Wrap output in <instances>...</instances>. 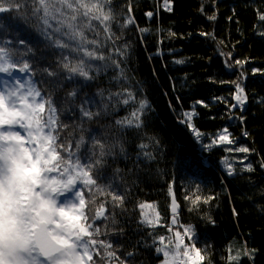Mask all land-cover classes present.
<instances>
[{
    "label": "trees",
    "instance_id": "trees-1",
    "mask_svg": "<svg viewBox=\"0 0 264 264\" xmlns=\"http://www.w3.org/2000/svg\"><path fill=\"white\" fill-rule=\"evenodd\" d=\"M20 3L26 5L20 11L0 14V42L11 40L16 60L31 65L30 78L52 97L73 143L80 135L94 136L110 149L97 184L123 195L124 203L113 207L111 195L95 194L90 214L101 204L108 210V219L96 221L98 239L110 243V251L126 264H160L162 257L153 250L156 238L191 225L196 246L207 257L204 264H229V255L237 252L239 264H264V21L259 19L264 0H170V11L164 0H110L106 10L112 13L113 38L94 21L96 29L87 35L100 41L92 47L105 59L89 62L87 80L62 67L65 57L75 63L79 54L52 46L32 14L31 0ZM20 39L25 44L17 43ZM14 77L27 79V74L16 71ZM236 84L247 96L243 107L235 99ZM72 91L76 97L68 95ZM128 92L135 100L125 105ZM85 100L99 116L81 118L77 109ZM141 100L148 106L140 127L116 123ZM187 112L195 113L190 122ZM225 128L235 143L212 146V137ZM240 146L252 151L227 150ZM225 160L233 175L227 174ZM249 164L253 171L246 170ZM173 195L181 207L176 225L171 223ZM197 195L202 200L193 205ZM209 196L215 198L203 203ZM142 203L153 205L161 226L140 222ZM245 249L251 255H244ZM94 259L120 264L115 258Z\"/></svg>",
    "mask_w": 264,
    "mask_h": 264
},
{
    "label": "snow or ice",
    "instance_id": "snow-or-ice-1",
    "mask_svg": "<svg viewBox=\"0 0 264 264\" xmlns=\"http://www.w3.org/2000/svg\"><path fill=\"white\" fill-rule=\"evenodd\" d=\"M109 2L31 0L32 14L41 22L45 39L58 49L79 54L75 63L64 58L62 67L68 73L91 79L89 62L105 59L96 47H92L100 45V41L89 39L87 33L95 31V21L103 26L107 39L113 38V17L111 10H106ZM164 5L167 10H171L170 0H164ZM25 6L20 0H0V14L18 12ZM146 15L151 17L153 13L148 12ZM215 18L209 17L212 20ZM259 19L264 21V13L260 14ZM127 23H132V20L129 19ZM0 43L3 45L0 46V73L8 77H14L16 71L27 74L26 82L14 77V83L5 80L4 88L0 90V264H96L94 257L120 261L116 253L110 251L112 245L98 239L101 230L96 226V221L108 219L107 208L101 204L94 213L89 212V205L95 204L96 193L111 195L113 207H120L124 203L123 195L109 192L97 184L99 169L105 162L104 158L111 154L110 149L94 136L86 140L84 135H80L73 143L68 131L69 125L60 120V113L52 97L42 94L30 78L34 75L31 65L27 61L16 60L11 40ZM17 43L23 45L25 41L20 39ZM120 51L117 49V52ZM235 63L240 65L247 61L237 60ZM48 75L55 74L49 72ZM68 95L76 97L77 93L72 91ZM235 99L240 106L247 99L244 88L239 84H236ZM131 100H135V97L128 92L122 103L127 105ZM137 103V110L116 123L140 127L148 103L145 100ZM197 103L203 104V101ZM88 104L89 101L85 100L77 110L81 118L92 120L100 112H93ZM104 107L107 108V105ZM184 115L190 122L195 113L187 112ZM188 126L197 137L201 135L194 125L189 123ZM230 135L225 128L213 143L232 145L235 141ZM140 147L146 148L147 145ZM227 150L238 153L252 151L246 146ZM120 151L124 149L121 147ZM145 155L151 158L150 153ZM225 165L227 174L233 175L232 165L227 160ZM93 170L97 171L96 177L93 176ZM246 170L253 171V168L249 164ZM86 191L88 197L85 196ZM214 198L205 197L203 203ZM185 199L191 198L186 196ZM201 200L197 195L191 203L196 205ZM152 207L148 203L138 205L141 211L140 222L149 227L161 226L159 213L151 217L145 211ZM176 211L177 206L173 202V225L177 224ZM168 231L172 232V228L169 227ZM194 237V228L189 225L184 227L183 233L177 230L168 237L158 236V246L153 250L162 257L161 264H204L207 257L196 246ZM132 255L128 253L129 257ZM244 255L251 253L245 249ZM239 259V252L228 257L229 264L233 261L239 264ZM120 264L126 262L120 261Z\"/></svg>",
    "mask_w": 264,
    "mask_h": 264
},
{
    "label": "rangeland",
    "instance_id": "rangeland-1",
    "mask_svg": "<svg viewBox=\"0 0 264 264\" xmlns=\"http://www.w3.org/2000/svg\"><path fill=\"white\" fill-rule=\"evenodd\" d=\"M20 79L22 80V81H24V82H26V78H22V77H20ZM5 80H8L10 83H14V77H5L3 74H1L0 73V90H2L3 88H4V81ZM245 93V92H244ZM246 102V101H245ZM244 104V103H243ZM244 105H242V106H240V107H243ZM222 133V131L221 132H219L218 134H216V135H214L213 137H212V146H215V145H220V144H218V143H216V144H214L213 143V141L214 140H216L217 139V137L220 135ZM172 207V206H171ZM145 211H147L148 213H149V215L151 216V217H155L156 216V213H157V211H156V209H154V208H147V209H145ZM176 217V216H175ZM177 223H178V221H177ZM183 229H184V226H181V229H179V231H181L182 233H183ZM178 230V229H177ZM177 230H175V231H177ZM173 235V234H172ZM161 264V263H160Z\"/></svg>",
    "mask_w": 264,
    "mask_h": 264
},
{
    "label": "water",
    "instance_id": "water-1",
    "mask_svg": "<svg viewBox=\"0 0 264 264\" xmlns=\"http://www.w3.org/2000/svg\"><path fill=\"white\" fill-rule=\"evenodd\" d=\"M173 202H175L176 206H177V211H176V216L180 214L181 212V207L179 205V203L177 202L175 196H172V206H173Z\"/></svg>",
    "mask_w": 264,
    "mask_h": 264
}]
</instances>
